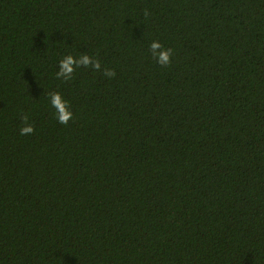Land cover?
<instances>
[{
  "label": "trees",
  "instance_id": "1",
  "mask_svg": "<svg viewBox=\"0 0 264 264\" xmlns=\"http://www.w3.org/2000/svg\"><path fill=\"white\" fill-rule=\"evenodd\" d=\"M0 264H264V0H0Z\"/></svg>",
  "mask_w": 264,
  "mask_h": 264
},
{
  "label": "clouds",
  "instance_id": "2",
  "mask_svg": "<svg viewBox=\"0 0 264 264\" xmlns=\"http://www.w3.org/2000/svg\"><path fill=\"white\" fill-rule=\"evenodd\" d=\"M153 57L156 59V62L161 66H167L171 63L172 56L174 54L172 48H167L162 45L159 41H153L149 45ZM84 66H91L93 68L99 69L100 64L98 61H95L89 55H81L78 59L71 54L65 55L59 61V71L56 73L58 78L62 77L65 80H70L75 69ZM108 76L114 75L112 71L106 73ZM50 104L53 109H55L56 120L60 124H68V122L73 118V112L70 108V102L64 98L59 92H52L49 94ZM25 126L21 127L20 134L27 135L31 134L34 129L31 124L28 123V118L24 117Z\"/></svg>",
  "mask_w": 264,
  "mask_h": 264
}]
</instances>
